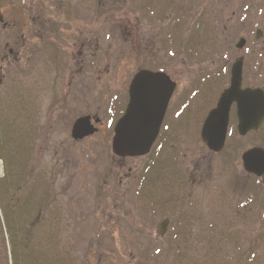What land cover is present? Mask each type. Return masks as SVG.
<instances>
[{
	"label": "rangeland",
	"instance_id": "1",
	"mask_svg": "<svg viewBox=\"0 0 264 264\" xmlns=\"http://www.w3.org/2000/svg\"><path fill=\"white\" fill-rule=\"evenodd\" d=\"M30 1L0 0L5 17L8 12H13L12 19L17 29H22L25 23L28 25V12L34 9ZM165 1L170 4L167 10H164L167 5ZM57 4L62 7H58V13L76 14L77 11H85L90 17L91 38L99 39V48L94 51V59H91L92 75L97 74L96 69L100 71L105 62H109L111 77L115 75L117 78L118 74H122V68L124 75H130L133 69L129 66L132 62L130 52L134 51L129 45L131 37L127 35L134 32L131 28H139V38L149 39L156 61L164 59L166 55L170 59L184 56L199 58L200 55L196 56L197 48L200 50L197 19L201 16L197 18L196 15L199 6L215 5L204 2L197 4L195 0H58ZM27 5L28 12L23 8ZM213 10L219 18L218 8ZM22 12L27 14L26 18ZM218 18L216 21L219 23ZM218 27L221 25L218 24ZM16 36L4 31L0 24V56L5 42H11L9 44L12 45L17 41ZM28 37H31L30 31ZM206 38L209 41L215 36L207 31ZM189 45L192 47L188 48ZM184 46L187 49L185 52L181 49ZM43 53L41 104L34 105V93H31L30 99L28 93L19 97L17 80L21 74L18 67L9 73L11 84L14 85L10 92L4 95L3 89L0 91V100L7 96L6 102L0 105V182L6 183L4 193L0 187V264H10V258L16 264H40L38 261L36 263L38 259L41 264H84V254L85 257L87 254L93 256L91 264H222L223 261L231 264L232 261L233 264H264V225H258L252 219L259 217L251 216L252 221L248 226L234 224L226 239V228L222 230L220 226L209 225L208 221L212 218L209 212L199 220L193 211L195 215L192 221H181L186 211H168L167 190L173 192L172 197L178 193V187L174 184L167 189L163 182L148 184L146 178L142 186L138 185L141 189L137 190L138 181H134L127 196L114 200V203L121 204V209L115 211L116 217H113L112 211H106L111 217L94 211V204L96 206L105 197L107 201V196L96 195L97 191L93 189L95 178L109 167L105 152L100 146L94 145L85 151L78 146L71 148L65 140L70 139L71 124L76 116L86 111L87 107L88 112L93 113L95 105L102 106L105 93L103 83L98 81L97 85H92L91 82L88 96L80 100L71 98L65 109L52 111L51 105L47 104L55 91L58 67L61 62L64 64L65 59L59 52L54 54L45 46ZM231 53L230 48L228 55ZM257 53L252 51L251 58H256ZM84 100L87 102L84 103ZM106 114L108 121L114 119L113 115ZM63 139L65 145L58 147V141ZM184 162L188 165L190 158ZM137 163L134 162V167ZM124 165L131 167L132 163L125 162ZM144 165L143 162L137 165V180L150 173ZM161 166L162 163L154 170L155 176H162ZM259 189L251 181L252 214L256 206L264 207L260 205L264 202ZM40 203L44 210L39 226L43 235L42 238L39 236L41 239L35 236V228L27 227L26 231L21 226L23 219L34 216ZM168 217L171 218L170 224L161 237L158 234L159 226ZM110 218H113V240L88 244L85 238H91L94 234L93 225H103ZM2 219L15 237L11 240L14 254H10L11 244L8 232L3 230ZM260 221L263 219L260 218ZM243 228H246V233L242 236L240 230ZM218 229L222 233L217 236ZM230 234L233 243H230ZM218 240L222 242L218 244ZM243 249L249 254L244 255Z\"/></svg>",
	"mask_w": 264,
	"mask_h": 264
},
{
	"label": "flooded vegetation",
	"instance_id": "2",
	"mask_svg": "<svg viewBox=\"0 0 264 264\" xmlns=\"http://www.w3.org/2000/svg\"><path fill=\"white\" fill-rule=\"evenodd\" d=\"M57 1H30L34 9L30 10L32 12L30 13L27 11L28 5L23 7L28 12L29 20L28 25L26 23L22 25V29L14 27L13 12H8L7 17L5 14L1 17L4 30L12 32L14 37L17 34L15 38L17 41L12 45L9 44L11 42L6 41L3 46L4 52L0 56V91L3 89L4 95L10 92L12 84L9 73L12 69L20 68L22 80V72L31 69L34 60V94L36 104L40 103L42 94L40 61L44 44L46 46V42L49 41L65 56L61 74H58L55 80L52 101L54 110L65 107L70 97L79 99L89 90L91 62L94 59L92 57L94 51L99 48V39L91 38L90 17L85 11L75 14V17L69 12L58 13L62 7ZM195 2L215 4L214 7L199 6L196 15L197 18L201 16L197 19L200 50L198 48L196 50V56L200 55V57L192 59L190 56V58L184 56L170 59L166 55L164 59L156 61L149 39L139 38L141 36L139 28H131L134 31L132 34L136 36L127 34L131 37V40L128 38L127 40L131 50L134 51V53L130 52V56L133 57H130L132 62L129 67L133 68L131 74L124 75L122 68V74H118V78L115 75L111 77L110 63L103 64L96 79L101 81L104 87L105 93L102 98L105 101L104 114L99 113L101 108H97V112L86 113L85 115L90 117L89 129L92 134L77 141L66 138L65 142L68 147L78 146L83 151L89 149L90 145L100 146L105 152V160L109 167L95 178L93 189L97 191L96 195L107 196V201L105 197L102 202L96 203V206L94 204V211L102 212L104 216L109 217L112 215H108L106 211H112L113 217H116L115 211L121 209V204L114 203V200L127 196L132 190L134 181H138L137 190H140L138 185L142 186L147 178L148 184L158 185L163 182L167 189H170L172 184L178 187V193L173 197V192L167 190L169 203L166 207L169 212L186 211L181 221H192L195 214L200 220L209 212L210 217L212 216L208 221L209 225L217 228L220 226L222 230L226 228L224 234L227 239L234 224L248 226L254 219L256 220V222L253 220L254 223L264 225L262 206L264 203L261 202L262 207L256 206L254 213H251V181L260 188L264 202V175L256 177L246 172L242 163V155L246 151L252 148L264 149V115H262L264 0H195ZM216 7L220 14L219 18L213 10ZM22 13L26 18L27 14ZM22 17L24 19V16ZM217 18L219 23L216 21ZM217 23L221 27H218ZM28 30L31 32L30 38ZM207 31L214 34L216 39L211 38L208 41ZM191 47L189 45L188 48ZM230 48L232 53L228 55ZM181 49L184 52L187 50L185 46ZM252 51L258 52L256 58H251ZM122 57L125 58V55ZM234 67L237 68V73H240L238 91L233 92L232 96L223 102L222 95L232 84ZM140 71L162 73L168 80L162 83L158 80V95L152 97L144 95L137 99L147 105L151 112L162 114V117L150 153L140 158H122L111 151L113 129L127 109L130 83ZM246 90L255 92L250 96ZM106 113L113 115L114 119L108 121L109 117ZM241 119L245 121L244 124L254 129L240 135ZM224 128V139L220 145L219 134ZM203 129L207 130L206 134L213 147L203 141ZM65 142L64 139L58 141L57 146L65 145ZM187 158H190L188 165L184 162ZM68 159H70L69 154ZM136 161L138 163L134 167ZM125 162H131L132 166H125ZM139 162L145 163L144 166L150 173L144 174L137 180ZM160 163H162V176L159 174L155 176L154 170ZM192 198L194 201H191ZM251 216L259 218L251 219ZM260 218L263 221H260ZM41 219L42 214L39 211L35 219L39 233H41V229L39 230ZM170 221V217L165 218L163 224L159 226L158 234L160 231L165 233ZM112 222L113 218L103 225L95 223L92 230L94 234L91 238H85V241L111 242L114 230ZM240 222L242 223L239 224ZM216 233L218 236L222 231L218 229ZM245 233L246 228L240 230L242 236ZM232 234H230V243L234 242ZM220 241L218 240V244L222 242ZM244 253L249 254L243 249ZM84 258V264H91V254H87L86 257L84 254ZM222 264L231 263L223 261Z\"/></svg>",
	"mask_w": 264,
	"mask_h": 264
},
{
	"label": "water",
	"instance_id": "3",
	"mask_svg": "<svg viewBox=\"0 0 264 264\" xmlns=\"http://www.w3.org/2000/svg\"><path fill=\"white\" fill-rule=\"evenodd\" d=\"M237 68H233V77L231 88L225 92L221 101H227V98L233 92L238 91L239 76ZM151 76V77H150ZM159 74L150 75L148 72L139 73L129 89L130 103L124 116L118 121L114 128V137L112 142V151L115 155L121 157H137L146 155L150 149V146L158 132V127L161 121L162 114L153 113L144 103L137 101L138 97L149 95L150 97L158 95V80L160 83L163 79ZM249 92V91H248ZM137 94V97L135 95ZM212 115H210L211 117ZM209 117V118H210ZM208 118V120H209ZM89 118L78 119L72 127V137L74 139H82L83 137L91 134L88 127ZM240 133H246L251 127L243 124V120L240 121ZM207 130L202 132L204 141L211 147V140L207 136ZM225 134V128L220 131L219 139L220 145L223 142ZM244 168L247 172L256 176L264 174V151L251 150L243 156Z\"/></svg>",
	"mask_w": 264,
	"mask_h": 264
},
{
	"label": "trees",
	"instance_id": "4",
	"mask_svg": "<svg viewBox=\"0 0 264 264\" xmlns=\"http://www.w3.org/2000/svg\"><path fill=\"white\" fill-rule=\"evenodd\" d=\"M0 9H1V6H0ZM6 185V183H2V182H0V187H1V192L2 193H4V186ZM36 219V214H35V216H34V218L33 219H31V220H35ZM30 226V225H29ZM7 227V226H6ZM30 228V227H29ZM8 232H9V235H11L10 234V231L8 230ZM15 239V237H14V235H11L10 236V241L12 240V239ZM13 239V240H14ZM11 246H12V244H11ZM11 254H14V251L13 250H11ZM36 263H37V260H36ZM13 264H16V261L13 259Z\"/></svg>",
	"mask_w": 264,
	"mask_h": 264
}]
</instances>
